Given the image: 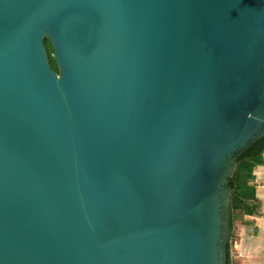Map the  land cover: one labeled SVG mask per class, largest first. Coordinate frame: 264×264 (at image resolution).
Returning <instances> with one entry per match:
<instances>
[{
  "label": "water",
  "instance_id": "obj_1",
  "mask_svg": "<svg viewBox=\"0 0 264 264\" xmlns=\"http://www.w3.org/2000/svg\"><path fill=\"white\" fill-rule=\"evenodd\" d=\"M263 131L264 0H0V264H226Z\"/></svg>",
  "mask_w": 264,
  "mask_h": 264
},
{
  "label": "trees",
  "instance_id": "obj_2",
  "mask_svg": "<svg viewBox=\"0 0 264 264\" xmlns=\"http://www.w3.org/2000/svg\"><path fill=\"white\" fill-rule=\"evenodd\" d=\"M47 58L51 68L58 71L51 55L52 48L48 40H44ZM264 131L255 140L240 150L236 156L234 171L227 176L225 187L231 190L229 212L227 215V234L224 240L225 262L230 264V232L233 227V214L240 211L244 214H254L257 211L255 204V188L250 181L253 179L254 168L264 163Z\"/></svg>",
  "mask_w": 264,
  "mask_h": 264
},
{
  "label": "crops",
  "instance_id": "obj_3",
  "mask_svg": "<svg viewBox=\"0 0 264 264\" xmlns=\"http://www.w3.org/2000/svg\"><path fill=\"white\" fill-rule=\"evenodd\" d=\"M250 184L255 188L257 211L233 214L230 264H264V163L254 168Z\"/></svg>",
  "mask_w": 264,
  "mask_h": 264
},
{
  "label": "flooded vegetation",
  "instance_id": "obj_4",
  "mask_svg": "<svg viewBox=\"0 0 264 264\" xmlns=\"http://www.w3.org/2000/svg\"><path fill=\"white\" fill-rule=\"evenodd\" d=\"M227 217V216H226ZM225 234H227V232L225 233ZM226 237V236H225Z\"/></svg>",
  "mask_w": 264,
  "mask_h": 264
}]
</instances>
